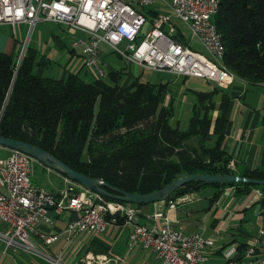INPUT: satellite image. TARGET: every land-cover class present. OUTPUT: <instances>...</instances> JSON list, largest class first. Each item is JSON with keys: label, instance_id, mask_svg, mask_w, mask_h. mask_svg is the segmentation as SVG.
<instances>
[{"label": "trees", "instance_id": "obj_1", "mask_svg": "<svg viewBox=\"0 0 264 264\" xmlns=\"http://www.w3.org/2000/svg\"><path fill=\"white\" fill-rule=\"evenodd\" d=\"M214 21L226 65L238 78L264 84V0H220ZM36 56L28 50L18 65L0 51L1 135L37 144L74 169L133 193L155 191L188 174L231 172L219 136L228 119L225 113L211 119L213 102L183 129L171 123L161 91L146 99L148 83L125 85L118 73L95 82L75 74L42 77L33 71ZM214 133L218 143L208 147ZM245 175L264 179L259 169ZM201 186L190 182L167 199Z\"/></svg>", "mask_w": 264, "mask_h": 264}, {"label": "built area", "instance_id": "obj_2", "mask_svg": "<svg viewBox=\"0 0 264 264\" xmlns=\"http://www.w3.org/2000/svg\"><path fill=\"white\" fill-rule=\"evenodd\" d=\"M215 0H0V24L28 23L41 20L79 28L88 37L72 42L73 49L81 46L86 64L104 76L102 43H107L122 57L156 71H169L186 76L202 77L228 87L238 79L228 65L219 61V47L212 36ZM158 6L167 12H151ZM176 21L183 22L190 32L178 30ZM165 25H170L167 30ZM178 33L183 37L178 39ZM203 47H193V44ZM37 159L17 149L0 157V221L5 231L0 238L6 248L22 247L44 256L50 264H70L62 254L52 255L33 242L34 232L47 244L59 239L60 233L43 230L42 222L53 224V208H71L76 212L63 230L68 242L80 234L102 233L108 225L118 222L132 226L128 247L142 245L153 251L161 264H211L208 250L214 239L200 232H187L164 212L155 213L161 223L147 226L140 220L137 204L108 200L96 191L68 177L69 185L55 194L33 180ZM225 255L226 264H264V242H251L243 257ZM84 264H127L125 259L87 254Z\"/></svg>", "mask_w": 264, "mask_h": 264}, {"label": "crops", "instance_id": "obj_3", "mask_svg": "<svg viewBox=\"0 0 264 264\" xmlns=\"http://www.w3.org/2000/svg\"><path fill=\"white\" fill-rule=\"evenodd\" d=\"M147 10L167 12L168 8L156 6ZM165 28L169 30L170 25H165ZM87 37V32L82 29L52 20H41L34 26L3 23L0 24V51L9 54L17 64L21 63L28 50L35 52L33 71L42 77L66 80L70 74H75L87 82H95L109 80L111 73H118L120 82L125 85L139 79L149 84L146 99L161 91V104L172 110L171 123L183 129L188 128L194 116H204L206 107L213 102L214 107L209 112L211 119L215 121L225 113L227 129L223 136L212 134L207 146L214 147L220 136L231 172L264 171V84L238 78L230 86L222 87L202 77L156 71L122 57L107 43L101 44L102 67L106 74L100 76L95 68L87 66L82 47H72L74 40ZM204 95L207 97H202ZM197 142L195 138L190 141L195 145ZM4 148L7 156L11 149ZM37 162L41 163L36 161L35 166ZM43 166L55 172L58 183L52 182L53 188L49 189L40 186L60 194L69 185L68 177ZM138 207L140 220L147 226L162 222L155 217V213L161 211L187 232H200L213 238L214 246L208 250L211 264H226L228 258L225 253L228 250L233 251V258L240 259L251 242H264V185H246L245 182L204 185L185 194ZM50 214L54 223L42 222L39 227L60 233L59 239L47 244L33 232L32 242L39 249L43 246L41 250L52 255L62 254L70 264H84L82 258L87 254L118 257L125 259L127 264H161L156 254L142 245L129 249L132 226L125 224L120 215L121 221L108 225L102 233H80L68 242L63 230L76 212L71 208H53ZM5 229V223L0 221V231ZM2 244L5 243L0 238V246Z\"/></svg>", "mask_w": 264, "mask_h": 264}, {"label": "water", "instance_id": "obj_4", "mask_svg": "<svg viewBox=\"0 0 264 264\" xmlns=\"http://www.w3.org/2000/svg\"><path fill=\"white\" fill-rule=\"evenodd\" d=\"M18 65H20V62ZM0 145L10 149L21 150L29 154L49 168L59 171L67 177L82 183L87 188L98 192L104 197L134 204H149L166 200L174 191L193 181H200L201 185L233 184L242 182L264 185V179L250 177L245 174H236L235 172L194 173L184 175L155 191L148 193H133L111 184L104 179L93 177L74 169L45 148L32 142L6 137L0 134Z\"/></svg>", "mask_w": 264, "mask_h": 264}, {"label": "rangeland", "instance_id": "obj_5", "mask_svg": "<svg viewBox=\"0 0 264 264\" xmlns=\"http://www.w3.org/2000/svg\"><path fill=\"white\" fill-rule=\"evenodd\" d=\"M176 24L178 26V30L186 32L185 36L183 37L186 38L187 41H189L191 36L187 26L180 21H176ZM176 37L178 39L183 38L179 33ZM193 47L200 48L202 51L204 50L203 47H201L197 43L193 44ZM4 147L5 146L0 145V157L6 155V150ZM86 154L87 153L84 152V156ZM33 180L36 184L43 185L48 189L53 188L52 182L54 184L58 183L55 172H51L50 170L46 169L43 164L39 162H37V165L34 167ZM5 248V244H2V246H0V264H50V262L41 254L27 250L25 248L20 247L17 249V251H13L12 249H8L7 251H5ZM42 248L44 247H40V249Z\"/></svg>", "mask_w": 264, "mask_h": 264}, {"label": "bare ground", "instance_id": "obj_6", "mask_svg": "<svg viewBox=\"0 0 264 264\" xmlns=\"http://www.w3.org/2000/svg\"><path fill=\"white\" fill-rule=\"evenodd\" d=\"M219 10H220V0H215L213 2L214 16L219 12ZM212 36L215 37L217 47H219V61L221 62V65H226L224 61L226 55V47L224 45V41L222 39V36L219 32L218 26L215 23L214 19L212 21Z\"/></svg>", "mask_w": 264, "mask_h": 264}]
</instances>
